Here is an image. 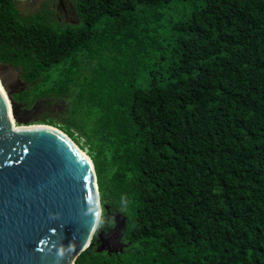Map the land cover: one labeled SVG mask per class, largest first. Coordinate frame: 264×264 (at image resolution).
Returning a JSON list of instances; mask_svg holds the SVG:
<instances>
[{
    "label": "trees",
    "instance_id": "1",
    "mask_svg": "<svg viewBox=\"0 0 264 264\" xmlns=\"http://www.w3.org/2000/svg\"><path fill=\"white\" fill-rule=\"evenodd\" d=\"M67 2L77 24L0 0V66L28 85L15 102H64L93 162L103 214L76 264H264V0Z\"/></svg>",
    "mask_w": 264,
    "mask_h": 264
},
{
    "label": "water",
    "instance_id": "2",
    "mask_svg": "<svg viewBox=\"0 0 264 264\" xmlns=\"http://www.w3.org/2000/svg\"><path fill=\"white\" fill-rule=\"evenodd\" d=\"M19 78L18 69L0 73L8 90ZM8 97L19 126L0 90V264H76L93 246L103 214L94 165L68 135L38 117L19 119L21 104ZM112 216L114 226L98 234L99 252L125 247L126 217Z\"/></svg>",
    "mask_w": 264,
    "mask_h": 264
},
{
    "label": "rangeland",
    "instance_id": "3",
    "mask_svg": "<svg viewBox=\"0 0 264 264\" xmlns=\"http://www.w3.org/2000/svg\"><path fill=\"white\" fill-rule=\"evenodd\" d=\"M46 1H49V0H17V3H18V7L19 9L24 13V14H34V13H37L39 12L42 7H43V4L46 2ZM50 6L53 10L57 11V17L59 18L61 24L64 22H69L70 24H77L79 21H78V15L76 13V10L74 8V6L72 4H69L68 2H64V7H62L63 9H59L58 8V4H57V1L56 0H50ZM5 70H2L0 71V73L4 72ZM27 84L24 83V85H18V86H15L11 89H6V92L8 94V91L9 92H12V94L14 93H17L19 92L21 89H26L27 88ZM31 92L28 94L30 96ZM52 102V101H51ZM59 104V103H58ZM63 109V108H62ZM58 110V109H53V112L51 115H48L46 116V114H39L38 115V122L40 121H50V120H53L55 123H57V125H53V126H50V127H53L61 132L62 131V128L60 127V120H61V116H60V113L61 111L63 110ZM64 112V111H63ZM46 116V117H45ZM30 120H34V119H30ZM35 122V121H33ZM15 123L17 126H19V123L18 121L15 119ZM64 133V132H63ZM65 134V133H64ZM77 136H79V133H76ZM83 142V141H82ZM83 151V150H81ZM84 153L87 154V151L84 150L83 151ZM88 155V154H87ZM89 157V156H88ZM112 219H113V216H112ZM105 231L107 232V229L106 227L104 228Z\"/></svg>",
    "mask_w": 264,
    "mask_h": 264
},
{
    "label": "flooded vegetation",
    "instance_id": "4",
    "mask_svg": "<svg viewBox=\"0 0 264 264\" xmlns=\"http://www.w3.org/2000/svg\"><path fill=\"white\" fill-rule=\"evenodd\" d=\"M56 1H57V4L59 5L58 0H56ZM64 2L66 3L67 0H63V6L62 7H64ZM62 7H58V8L61 10V9H63ZM8 68L9 67L0 66V71H2V70L6 71ZM19 72H20V70H19ZM22 84L24 85V82L22 80V74L20 72V78L18 81L14 82L13 87L18 86V85H22ZM19 104H21V105L17 108V116L21 120H30V119H33L35 117H38L39 114L40 115L41 114L51 115L54 108L61 110L64 106L63 101L51 103V100H42V101L36 102L35 104H33L31 106H29L27 103H21L20 102ZM61 113H62V111H61ZM111 228L112 227L106 226L107 231H109V229H111Z\"/></svg>",
    "mask_w": 264,
    "mask_h": 264
},
{
    "label": "bare ground",
    "instance_id": "5",
    "mask_svg": "<svg viewBox=\"0 0 264 264\" xmlns=\"http://www.w3.org/2000/svg\"><path fill=\"white\" fill-rule=\"evenodd\" d=\"M0 90L3 94V96L5 97L7 103H8V106H9V113L11 115V119L13 120V123L15 125V127H17L16 123H15V118L13 116V110H12V103L10 101V98L8 97V94L6 92V89L4 88V86L2 85L1 81H0ZM83 156L89 161L90 165H91V168H93V163L91 161V159L88 157V155L84 152H82Z\"/></svg>",
    "mask_w": 264,
    "mask_h": 264
}]
</instances>
